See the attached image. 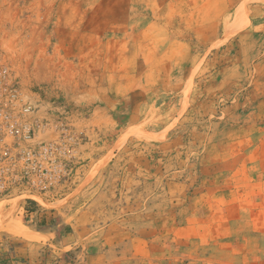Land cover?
<instances>
[{"label": "rangeland", "instance_id": "obj_1", "mask_svg": "<svg viewBox=\"0 0 264 264\" xmlns=\"http://www.w3.org/2000/svg\"><path fill=\"white\" fill-rule=\"evenodd\" d=\"M0 59L78 151L0 264H264V0H0Z\"/></svg>", "mask_w": 264, "mask_h": 264}, {"label": "built area", "instance_id": "obj_2", "mask_svg": "<svg viewBox=\"0 0 264 264\" xmlns=\"http://www.w3.org/2000/svg\"><path fill=\"white\" fill-rule=\"evenodd\" d=\"M33 110L0 59V200L22 197L37 220L38 198L55 197L72 181L78 151L73 135L40 139L45 126L31 119Z\"/></svg>", "mask_w": 264, "mask_h": 264}]
</instances>
